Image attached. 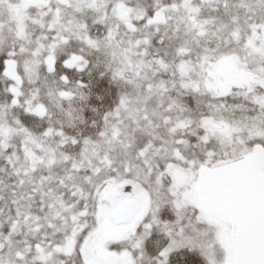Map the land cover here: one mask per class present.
I'll list each match as a JSON object with an SVG mask.
<instances>
[{
	"label": "snow or ice",
	"instance_id": "obj_1",
	"mask_svg": "<svg viewBox=\"0 0 264 264\" xmlns=\"http://www.w3.org/2000/svg\"><path fill=\"white\" fill-rule=\"evenodd\" d=\"M0 264H264V0H0Z\"/></svg>",
	"mask_w": 264,
	"mask_h": 264
}]
</instances>
